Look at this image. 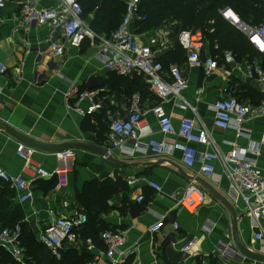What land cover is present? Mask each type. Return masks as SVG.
Wrapping results in <instances>:
<instances>
[{
    "label": "crops",
    "instance_id": "1",
    "mask_svg": "<svg viewBox=\"0 0 264 264\" xmlns=\"http://www.w3.org/2000/svg\"><path fill=\"white\" fill-rule=\"evenodd\" d=\"M18 1L5 0L4 7L0 9V61L6 66V71L0 73V120L45 142L77 139L99 142L102 126L107 124L109 127V117L122 112L126 105L122 98L124 94L130 95L131 89L118 75L104 68L96 56L98 40L85 39L79 48L67 46L63 56L51 59L47 55L49 42L45 41V28L34 24L23 26L18 21ZM54 3L55 0H41L40 6ZM132 30L135 31L134 26ZM60 38L59 32L53 34V40ZM178 49L165 56L168 59H178ZM178 61L181 63L182 57L176 60ZM186 75L189 89L182 97L196 108L195 117L205 124L222 153L231 150L234 144L249 148L258 142L264 134V117L244 122L241 131L243 136L237 135L233 128L221 130L212 127V104L241 91L238 90L237 83L245 84L262 95L260 86L254 80L240 82L236 77L227 80L223 74L217 73L205 78L201 70L196 68L186 70ZM72 85L101 88L106 102L112 99L115 103H107L100 113L82 117L69 108L65 100V92ZM132 93L131 97L134 94L139 95L136 91ZM140 100L144 117L153 129V136L166 143L177 140L175 136L158 130L149 110L156 99H149L147 96L141 99L140 96ZM164 104L175 125L183 116L194 115L190 109L181 108L171 101ZM108 127L104 132L105 137ZM145 141L146 139H142L133 155L126 154L129 149L126 147H130L131 142L121 149L108 148L109 152L104 156L72 149L74 157L66 165L68 185L55 191L52 187L54 176L37 178L34 181V198L24 203L16 200L13 186L0 179V205L3 206L4 213V216L0 215V224H19L25 234V242L30 243L32 239L39 241V233L55 216L69 214L74 209L76 191L85 182L108 180L114 183L120 178L125 187L107 199V210L100 214V218L103 220L104 230L127 231L124 248L130 249V254L122 264H264L242 255V258L239 255L235 257L234 254H238V251L234 244L229 248L230 254L233 252L232 259L220 256L219 248L229 245L231 238L230 216L225 207L208 192L205 202L194 212H188L178 205L186 186L191 181L199 184L195 180L198 177L229 197V182L221 164L215 162V174L212 178H203L198 172V160L189 167L181 161L179 151L154 155L144 149ZM105 143L107 144L106 139ZM17 144L19 142L0 129V168L11 176L23 175L28 178L32 177L33 166H40L47 172L58 166L57 154L36 151L33 155L34 164L26 168L24 160L16 154ZM193 146L199 153L207 150L200 144ZM261 152L257 164L264 170V146ZM247 156L251 157L248 151ZM110 157L126 165L119 166ZM149 182L158 184L160 190H155ZM140 194L143 199L138 202L136 197ZM234 205L238 214L240 240L250 250L264 254V237L255 240L254 235L258 228L244 212L241 201ZM160 217H163L162 229L157 233L150 232L148 227ZM173 220L179 224V230L175 233L171 228ZM261 225L264 232V220ZM174 238L176 242L173 241ZM80 240L83 239L80 237ZM187 242L191 243L190 249L181 250ZM98 243L99 245L93 242L94 248L90 251L93 256L95 251L104 248L100 239ZM26 246L24 243V251ZM79 247L85 248L84 245ZM12 259L14 260L11 253L0 246V264H11ZM91 261L93 262V257ZM93 264L110 262L101 259Z\"/></svg>",
    "mask_w": 264,
    "mask_h": 264
},
{
    "label": "built area",
    "instance_id": "2",
    "mask_svg": "<svg viewBox=\"0 0 264 264\" xmlns=\"http://www.w3.org/2000/svg\"><path fill=\"white\" fill-rule=\"evenodd\" d=\"M41 0H19L18 21L25 27L36 25L45 28V41L49 42L47 55L53 58L63 56L67 46L79 48L85 39L98 40L96 56L101 60L104 68L118 76L133 78L140 76L148 85V89L156 101L149 107L156 121L158 130L163 134H170L178 138L169 143L158 140L153 136V129L144 117L140 96L134 94L129 100L122 98L124 109L117 116H110L106 137L108 148H124L131 142L126 151L127 155H133L144 142V149L154 155L173 153L175 150L181 154V161L186 166H193L198 160V172L203 178H212L215 174V162L222 166L224 175L229 182V198L233 204L239 201L243 204L244 212L250 216L254 226L258 228L255 240L264 237L261 221L264 220V170L257 164V158L262 155L264 146V134H262L253 146L244 148L234 144L233 148L222 153L216 141L212 138L205 124L195 117V107L191 106L182 95L189 89V80L186 70L199 69L205 78L214 73L223 74L225 79L236 77L240 82L247 79L254 80L261 88L262 99L257 104L244 102L233 95L223 97L212 104V127L226 130L233 128L237 135L243 136L242 125L250 119L264 117V17L258 24H249L241 20L230 8L220 11L223 18L238 30L251 44L252 48L260 56L237 58L230 49L221 52L212 51L210 45L201 30L183 29L175 36L168 27H160L151 33H140L138 36L132 30L136 20L141 19L138 4L140 0H124L125 11L117 28L109 36H99L89 28L83 19V10L79 0H55L50 6H40ZM264 8V0H259ZM5 5V0H0V9ZM231 10L235 19L227 17L225 13ZM59 32L60 39L53 40V34ZM141 36V37H140ZM259 41V42H257ZM180 47L183 51L182 62H170L163 66L162 58L168 52ZM216 48V46L214 47ZM6 71V66L0 61V73ZM101 88H82L72 85L65 92V100L69 108L82 117L92 116L102 112L108 102L102 94ZM179 100L180 102H176ZM181 108H188L193 116H183L175 125L170 113L166 110L164 102ZM246 138L248 137L245 135ZM200 144L207 148L199 153L193 146ZM247 151L251 157L247 156ZM36 151L21 143L16 146V154L24 160L26 168H30L33 155ZM58 166L51 172H47L40 166H33L32 177L23 175L11 176L0 168V179L9 182L16 191V200L19 203L30 201L35 196L34 181L45 176H54L55 191H60L68 185L67 163L74 157L72 149L57 153ZM159 191L160 186L154 182L148 183ZM207 197V191L199 184L191 181L184 189L178 200L179 207L188 212L196 211ZM143 196L136 197L141 202ZM88 217L84 211L78 208L72 209L69 214L55 216L39 233V241L42 242L51 254L59 259L61 249L64 246L78 248L84 245L87 251H92L94 244L91 238L80 240L79 230L87 223ZM163 217L148 228L152 233L162 229ZM171 228L175 232L179 230L176 221L171 222ZM21 227L19 224H0V246L11 253L19 264H28L21 240ZM104 248L95 251L93 262L107 259L110 264H122L130 254V249H125L127 231L103 230L99 234ZM80 240V241H79ZM173 241L176 242L174 238ZM233 242L230 238L229 245L219 248L220 256L233 258L230 254ZM191 243L187 242L181 250L188 251ZM241 254H234L236 257ZM242 258V257H241ZM156 264V263H155Z\"/></svg>",
    "mask_w": 264,
    "mask_h": 264
},
{
    "label": "trees",
    "instance_id": "3",
    "mask_svg": "<svg viewBox=\"0 0 264 264\" xmlns=\"http://www.w3.org/2000/svg\"><path fill=\"white\" fill-rule=\"evenodd\" d=\"M79 1L83 10V19L88 23L89 28L99 36H109L117 28L125 11L124 0ZM226 7L233 10L241 20L249 24H258L264 17V8L259 0H140L138 10L142 17L135 21L134 29L136 33H151L166 26L170 28L174 36L183 29L201 30L214 52L230 49L237 58L259 57L260 55L256 53L247 39L221 15L220 11ZM215 46L216 48H214ZM177 48L179 49L176 52H180V55L176 60H179L183 57V51L180 47ZM166 56L162 58L164 67H167L170 62L176 61L168 59ZM118 77L131 89V93L138 92L141 99L146 96L149 99H155L149 91L148 85L140 76ZM237 86L241 91L235 93L237 95L235 97L239 100L257 104L262 99L260 92L253 88L242 83H237ZM131 93L130 95L124 94V98H130L133 94ZM107 127V124L102 126V130L99 132L100 140L97 143L106 145L104 132L107 131ZM55 184L56 178H54L52 187ZM124 187L125 183L120 178L114 183H110L108 180L102 182L90 180L76 191L74 208L84 211L88 217L87 223L79 230L83 242L87 238H91L95 244L99 245V234L103 231L102 226L104 225L100 214L107 210V199ZM2 207L0 205V215L4 216ZM24 235L22 231V245L24 243L27 245L25 254L29 264H93L91 261L93 255L86 248L64 246L61 249V257L56 259L42 242L35 239H32L30 243L25 242ZM11 264L19 263L12 259Z\"/></svg>",
    "mask_w": 264,
    "mask_h": 264
},
{
    "label": "water",
    "instance_id": "4",
    "mask_svg": "<svg viewBox=\"0 0 264 264\" xmlns=\"http://www.w3.org/2000/svg\"><path fill=\"white\" fill-rule=\"evenodd\" d=\"M0 129L7 133L9 136L13 137L17 142L34 149L37 152L57 154L64 152L66 150L75 149L93 153L99 156L107 155L109 149L106 145L99 144L97 142L85 139L77 140H65L61 142H45L33 138L27 134H24L7 123L0 120ZM110 160L119 166H125L126 163L110 157ZM204 189L207 190L208 194L213 196L218 200L227 210L230 216V227H231V240L237 249V251L244 257L264 262V254L254 252L250 250L241 240L238 233V214L237 209L229 197L219 193L212 186H210L204 179L198 177L195 179Z\"/></svg>",
    "mask_w": 264,
    "mask_h": 264
},
{
    "label": "clouds",
    "instance_id": "5",
    "mask_svg": "<svg viewBox=\"0 0 264 264\" xmlns=\"http://www.w3.org/2000/svg\"><path fill=\"white\" fill-rule=\"evenodd\" d=\"M228 13H231L232 15H228ZM225 15L227 16V17H232L233 19H235V14L231 11V10H228L226 13H225ZM258 42V41H257Z\"/></svg>",
    "mask_w": 264,
    "mask_h": 264
},
{
    "label": "snow or ice",
    "instance_id": "6",
    "mask_svg": "<svg viewBox=\"0 0 264 264\" xmlns=\"http://www.w3.org/2000/svg\"><path fill=\"white\" fill-rule=\"evenodd\" d=\"M228 15H232L231 13H228ZM259 42V41H258ZM261 47L264 48V44H261Z\"/></svg>",
    "mask_w": 264,
    "mask_h": 264
},
{
    "label": "rangeland",
    "instance_id": "7",
    "mask_svg": "<svg viewBox=\"0 0 264 264\" xmlns=\"http://www.w3.org/2000/svg\"><path fill=\"white\" fill-rule=\"evenodd\" d=\"M231 95H234V96H236L235 94H231ZM104 230V229H103Z\"/></svg>",
    "mask_w": 264,
    "mask_h": 264
}]
</instances>
